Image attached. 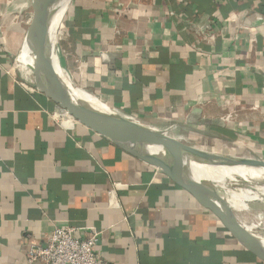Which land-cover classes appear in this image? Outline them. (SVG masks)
<instances>
[{"label": "crops", "instance_id": "crops-1", "mask_svg": "<svg viewBox=\"0 0 264 264\" xmlns=\"http://www.w3.org/2000/svg\"><path fill=\"white\" fill-rule=\"evenodd\" d=\"M53 47L107 115L264 161V0H71ZM10 55L0 45V264H26L27 238L55 226L99 233L107 264H264L159 170L65 122Z\"/></svg>", "mask_w": 264, "mask_h": 264}, {"label": "water", "instance_id": "water-1", "mask_svg": "<svg viewBox=\"0 0 264 264\" xmlns=\"http://www.w3.org/2000/svg\"><path fill=\"white\" fill-rule=\"evenodd\" d=\"M58 1L31 0V23L24 33L20 52L25 54V60L31 67L34 88L86 129L129 156L159 170L166 179L214 215L247 250L264 257V243L236 221L223 198L206 187L204 181L210 168L246 167L264 173V161L220 155L188 146L167 134L118 119L112 112L109 115L99 113L70 96L50 36ZM191 163L201 165L203 170L202 175L194 180L188 176Z\"/></svg>", "mask_w": 264, "mask_h": 264}, {"label": "bare ground", "instance_id": "bare-ground-1", "mask_svg": "<svg viewBox=\"0 0 264 264\" xmlns=\"http://www.w3.org/2000/svg\"><path fill=\"white\" fill-rule=\"evenodd\" d=\"M70 1L71 0H59L57 3L56 14L54 15V18L51 22V30H50L52 44H53L54 35L59 27V23L68 9ZM20 50L21 48L19 49L18 55L14 60V68L21 77L27 80L30 78L32 71H31V67L29 66V63H27L25 60L26 58L25 54L21 53ZM60 72L62 79L65 83V86L69 91L70 96L74 97L77 101L83 103L84 105L90 107L91 109L107 115V109L101 101H99L92 95L88 94L87 92L83 91L82 89L73 88L71 82L63 74L62 70H60ZM55 113L59 117H62L65 120V122H67L69 119H72V117L65 111L64 112L58 111ZM239 158H247V156L240 155ZM190 165L191 166H190V170H188V176L190 177L192 175L190 178L193 180L199 178L202 175V173L200 174L202 168L201 169L199 168V166L201 165L197 163H191ZM210 169H217V170L210 171V173L204 179L206 187L212 188V190H214L216 194H218L221 198H223L225 205L228 208L232 209L234 212L247 211L248 202L254 201L255 199L264 200L263 172L246 167H237L232 169H226V168H210ZM211 174L215 175V178ZM247 229L248 231L252 232L250 228L247 227ZM258 237L264 243V237L259 236V234Z\"/></svg>", "mask_w": 264, "mask_h": 264}, {"label": "built area", "instance_id": "built-area-1", "mask_svg": "<svg viewBox=\"0 0 264 264\" xmlns=\"http://www.w3.org/2000/svg\"><path fill=\"white\" fill-rule=\"evenodd\" d=\"M204 22L207 25L204 31L199 24L193 25V32L201 42H206L214 36L208 29L211 21L205 19ZM56 110L64 112L58 107ZM98 237L99 233L91 232L84 239H79L73 229L55 226L46 237L44 245L27 238L25 262L26 264H107L95 252Z\"/></svg>", "mask_w": 264, "mask_h": 264}, {"label": "rangeland", "instance_id": "rangeland-1", "mask_svg": "<svg viewBox=\"0 0 264 264\" xmlns=\"http://www.w3.org/2000/svg\"><path fill=\"white\" fill-rule=\"evenodd\" d=\"M31 7V0H0V45L3 52L10 51V64L14 65V60L18 54L19 47L21 46L26 28L27 14L31 12ZM68 80L71 82L73 88L79 89L75 81H72L71 79ZM161 133L167 134L173 138L175 137L177 140L188 146H194L195 148L198 147V149L211 148V144H209L207 139H203L202 136L190 137L184 132H180L179 134H176L177 132L171 133L170 129H165V131ZM247 158L253 159L252 157ZM211 175L215 178V175ZM246 212H240L237 213V215L240 218H245L247 221L251 222L252 225H258V228L254 231L252 229L251 230L255 232V234H259V236L264 237V202L262 204L252 203L249 211L247 209ZM246 227H251V225Z\"/></svg>", "mask_w": 264, "mask_h": 264}, {"label": "trees", "instance_id": "trees-1", "mask_svg": "<svg viewBox=\"0 0 264 264\" xmlns=\"http://www.w3.org/2000/svg\"><path fill=\"white\" fill-rule=\"evenodd\" d=\"M248 228H250L251 229V227H248ZM254 230V229H253Z\"/></svg>", "mask_w": 264, "mask_h": 264}]
</instances>
